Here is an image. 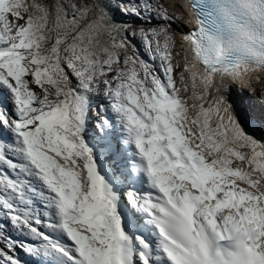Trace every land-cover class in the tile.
<instances>
[{
    "label": "snow or ice",
    "instance_id": "6c2138e0",
    "mask_svg": "<svg viewBox=\"0 0 264 264\" xmlns=\"http://www.w3.org/2000/svg\"><path fill=\"white\" fill-rule=\"evenodd\" d=\"M260 80L264 0H0V264H264Z\"/></svg>",
    "mask_w": 264,
    "mask_h": 264
},
{
    "label": "bare ground",
    "instance_id": "6f19581e",
    "mask_svg": "<svg viewBox=\"0 0 264 264\" xmlns=\"http://www.w3.org/2000/svg\"><path fill=\"white\" fill-rule=\"evenodd\" d=\"M241 85H244V84L241 83Z\"/></svg>",
    "mask_w": 264,
    "mask_h": 264
}]
</instances>
